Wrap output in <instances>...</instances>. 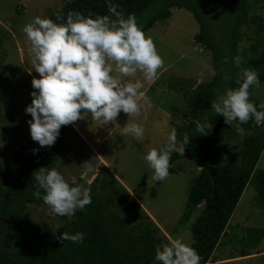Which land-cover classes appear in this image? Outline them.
Listing matches in <instances>:
<instances>
[{
    "label": "trees",
    "instance_id": "obj_1",
    "mask_svg": "<svg viewBox=\"0 0 264 264\" xmlns=\"http://www.w3.org/2000/svg\"><path fill=\"white\" fill-rule=\"evenodd\" d=\"M113 3L118 5L117 11L122 12L125 18L134 14L145 33L157 21L170 18L171 9L175 7L187 9L199 23L195 42L211 52L216 74L210 81L200 83L185 77L169 79L171 90L182 92L191 107L190 121L176 132L181 141L187 134L190 142L184 145L183 155L179 154V149L172 152L170 165L187 159L200 167L189 190L186 203L189 211L184 215L189 217L192 209L203 203L202 213L190 225L194 236L192 246L202 257L201 264L250 255L243 250L238 256L218 259L214 254L249 182L253 181L259 195L264 193V170L257 169L264 149V124L257 126L250 120L242 127L250 129L251 135L241 137L224 123L222 115H214L209 110L217 91L237 87L238 69L232 63V57L237 54L243 58L242 66L256 69L261 84H264V24L253 10L255 5L264 4V0H113ZM70 11L84 15H111L105 0H70L48 17L55 21V14H62L66 19ZM250 24L255 27L254 34L248 36L251 44L241 46L243 27ZM10 38L12 36L0 28V53ZM225 57H228V63L224 62ZM3 64L1 56L0 79ZM225 75L231 79H224ZM253 89H249L250 99L260 105L252 93ZM20 92L21 89L13 88L8 96H0L3 120H7L5 110L16 119L8 105L15 96L22 99ZM205 113L213 127L208 135H200L195 131L194 121ZM6 122L20 150L13 158L15 169L10 172L0 170V264H154L156 246L167 242V238L160 235V229L150 215L111 172L98 175L89 185L92 202L83 210H77L72 219L60 218L61 223L56 229L39 222L29 235H25L28 205H45L42 199L32 195L36 190L43 194V189H39L34 180V173L41 167L57 168L61 155L63 160H68L86 143L68 124L61 127L59 137L50 147L37 148L31 139L20 144L11 130L10 121ZM228 138L234 143L238 140L240 144L238 147L237 143L233 145L236 157L213 160V154L218 155L220 149L234 152L231 144L224 141ZM33 149L39 150L34 154ZM77 231L85 233L82 243L58 238L62 232L73 234ZM262 233L255 241L257 245L264 236V231Z\"/></svg>",
    "mask_w": 264,
    "mask_h": 264
},
{
    "label": "rangeland",
    "instance_id": "obj_2",
    "mask_svg": "<svg viewBox=\"0 0 264 264\" xmlns=\"http://www.w3.org/2000/svg\"><path fill=\"white\" fill-rule=\"evenodd\" d=\"M68 1L70 0H0V28L5 34L12 36L10 42L6 40L0 53L4 58L0 79V91L3 93L0 92V96L4 94L8 96L13 88L22 90L20 92L22 99L19 100V97L15 96L8 106L31 140L28 121L32 117L25 112V108L33 99L32 79L38 78L39 74L34 69L29 72L31 68L29 45L22 28L35 16L48 17ZM253 10L264 24V4L255 5ZM171 11L170 18L157 21L146 32V35L153 38L157 52L163 60L162 66L158 69L157 79L153 83H145L144 90L151 99V107L142 111L139 116L128 117L121 112L115 124L95 122L90 116L70 123L86 145L84 144L80 151L68 160H63L61 155L57 170L69 182L75 177L85 187H89L98 175L111 172L129 190L140 207L150 215L159 227L160 235L167 239L183 236L186 240L194 241L190 225L202 213L203 203L193 208L189 217L184 215V212L189 211L186 209L189 190L200 167L187 159L177 160L170 165L169 176L160 182L152 179L154 170L143 158L151 148L162 147L173 128L177 132L191 119V107L187 98L182 92L171 90L169 79L185 77L200 83L210 81L213 77L211 52L195 42L199 23L185 8L175 7ZM109 18L115 19L111 15ZM254 29L251 24L243 27L241 46L251 44L248 36L254 34ZM135 78L142 79V76L138 72L136 77L125 79ZM252 93L256 99H259V104L264 103V84L259 88L254 87ZM2 105L3 102L0 100L1 108ZM19 107L20 109L17 110ZM4 115L6 116V110ZM128 118L143 125L145 129L143 139L137 140L131 135H121ZM6 119L8 120L7 116ZM6 121L0 114V148H2L0 170L10 172L15 169L13 158L20 150V145L12 137ZM224 141L231 144L233 150L234 144L237 143L236 147L240 145L238 140L235 143L229 138ZM34 142L37 148L46 147ZM181 142L177 137L175 150L179 149ZM217 153L218 155L213 154V160L236 157L235 150L226 152L220 149ZM86 162L93 165L94 171L81 179ZM257 169L264 170V149L258 160ZM60 218L62 217L52 214L45 205L30 204L25 214L24 234L29 235L39 222L47 223L56 229L61 223ZM262 231H264V193L259 195L257 187L251 181L243 192L227 225L226 234L222 237V243L214 255L218 259H229L233 255H240L243 250L256 254L245 256L242 260L229 259L212 264H264V236L259 245L255 243L263 234Z\"/></svg>",
    "mask_w": 264,
    "mask_h": 264
},
{
    "label": "clouds",
    "instance_id": "obj_3",
    "mask_svg": "<svg viewBox=\"0 0 264 264\" xmlns=\"http://www.w3.org/2000/svg\"><path fill=\"white\" fill-rule=\"evenodd\" d=\"M105 2L115 19L70 11L66 19L62 14H55V21L37 15L22 28L29 45V72L34 69L39 74L32 79L33 99L25 112L32 117L28 121L31 138L41 147L54 145L61 127L78 119L90 116L95 122L115 124L121 112L133 117L151 107L145 83L157 79L162 57L134 14L125 18L113 0ZM224 62L228 63V57ZM232 63L238 69L237 87L217 91L209 111L222 115L224 123L243 137L251 135L250 129L242 127L250 120L257 126L264 124V103L256 105L249 92L252 87L259 88L261 82L256 69L242 66L244 61L239 54L232 57ZM138 72L142 79H125L136 77ZM223 78L231 79L228 75ZM6 114L10 115L7 111ZM194 124L200 135H208L213 127L207 113ZM144 131L142 124L128 118L121 135L141 140ZM189 142L185 134L179 146L180 155ZM176 148L177 133L173 128L164 146L153 147L145 154L144 160L154 170V181L163 182L169 176L170 159ZM38 150L33 149V153ZM84 165L81 179L94 171L90 163ZM34 180L43 194L36 190L33 197L42 199L52 214L72 219L77 210L92 202L90 187L83 186L75 177L69 182L55 167H41L34 173ZM58 238L82 243L85 233L62 232ZM193 244L194 241L183 236L168 238L156 246L154 264H201L202 257Z\"/></svg>",
    "mask_w": 264,
    "mask_h": 264
},
{
    "label": "water",
    "instance_id": "obj_4",
    "mask_svg": "<svg viewBox=\"0 0 264 264\" xmlns=\"http://www.w3.org/2000/svg\"><path fill=\"white\" fill-rule=\"evenodd\" d=\"M8 120L10 121V126L13 134L20 144H23L27 141L28 136L26 132L21 128L19 122L13 119L9 114H6Z\"/></svg>",
    "mask_w": 264,
    "mask_h": 264
},
{
    "label": "crops",
    "instance_id": "obj_5",
    "mask_svg": "<svg viewBox=\"0 0 264 264\" xmlns=\"http://www.w3.org/2000/svg\"><path fill=\"white\" fill-rule=\"evenodd\" d=\"M260 253V252H259ZM256 253H253V254H251V255H248V256H254ZM243 258H245V256H243V257H237V258H235L236 260H242ZM234 260V259H233ZM222 260H219L218 262H215V263H219V262H221ZM207 264H212L211 262H209V263H207Z\"/></svg>",
    "mask_w": 264,
    "mask_h": 264
}]
</instances>
